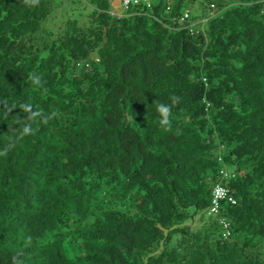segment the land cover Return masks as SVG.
<instances>
[{
    "label": "trees",
    "instance_id": "obj_1",
    "mask_svg": "<svg viewBox=\"0 0 264 264\" xmlns=\"http://www.w3.org/2000/svg\"><path fill=\"white\" fill-rule=\"evenodd\" d=\"M112 2L0 0V264H264V0Z\"/></svg>",
    "mask_w": 264,
    "mask_h": 264
},
{
    "label": "clouds",
    "instance_id": "obj_2",
    "mask_svg": "<svg viewBox=\"0 0 264 264\" xmlns=\"http://www.w3.org/2000/svg\"><path fill=\"white\" fill-rule=\"evenodd\" d=\"M29 79L36 85H41V78L38 75L32 74L30 75ZM170 100L172 101L171 105L164 104L158 100L154 101L156 105V111L159 114V125L164 130H171V107L172 105H176L180 102V98L176 96L170 97ZM20 107L25 111H29L31 109V104H21ZM30 129L28 127H25L23 129L24 133H28ZM2 154V153H0Z\"/></svg>",
    "mask_w": 264,
    "mask_h": 264
},
{
    "label": "built area",
    "instance_id": "obj_3",
    "mask_svg": "<svg viewBox=\"0 0 264 264\" xmlns=\"http://www.w3.org/2000/svg\"><path fill=\"white\" fill-rule=\"evenodd\" d=\"M117 1L119 2V5L121 6V8L123 10L128 9L129 6H134V5H138V4H141V3L147 5V7H149V5H150V0H117ZM116 15L119 18L122 16L121 13H116ZM185 17H186V15H185ZM225 195H226V192L223 189L217 188L215 190V196H216V198H223ZM229 201H231L232 203H234V201L231 200V198H229ZM226 234L228 235V233H226Z\"/></svg>",
    "mask_w": 264,
    "mask_h": 264
},
{
    "label": "rangeland",
    "instance_id": "obj_4",
    "mask_svg": "<svg viewBox=\"0 0 264 264\" xmlns=\"http://www.w3.org/2000/svg\"><path fill=\"white\" fill-rule=\"evenodd\" d=\"M112 5L114 6V1L112 2ZM117 9L119 10L120 8H117ZM191 12L195 14V13L199 12V10L193 9Z\"/></svg>",
    "mask_w": 264,
    "mask_h": 264
},
{
    "label": "crops",
    "instance_id": "obj_5",
    "mask_svg": "<svg viewBox=\"0 0 264 264\" xmlns=\"http://www.w3.org/2000/svg\"><path fill=\"white\" fill-rule=\"evenodd\" d=\"M114 6L118 8L120 7L119 2L117 0L114 1Z\"/></svg>",
    "mask_w": 264,
    "mask_h": 264
}]
</instances>
